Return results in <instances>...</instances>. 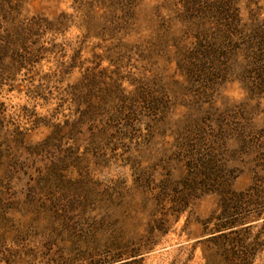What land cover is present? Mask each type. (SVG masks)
I'll list each match as a JSON object with an SVG mask.
<instances>
[{"label":"rangeland","instance_id":"obj_1","mask_svg":"<svg viewBox=\"0 0 264 264\" xmlns=\"http://www.w3.org/2000/svg\"><path fill=\"white\" fill-rule=\"evenodd\" d=\"M261 50L264 0H0V264H264Z\"/></svg>","mask_w":264,"mask_h":264},{"label":"trees","instance_id":"obj_2","mask_svg":"<svg viewBox=\"0 0 264 264\" xmlns=\"http://www.w3.org/2000/svg\"><path fill=\"white\" fill-rule=\"evenodd\" d=\"M222 8V7H221ZM234 17V16H233ZM233 20V19H232ZM226 21V20H225ZM262 52L264 50H261ZM264 53V52H263ZM201 172L199 173V175ZM246 199V196L240 195V194H234L232 193L230 198H228V193L227 195L222 198L220 204L225 207L223 208L224 212L222 213L224 217L226 218L229 213L230 209L229 206L230 204L234 205V211H238L241 208V205H245L244 200ZM243 203V204H242ZM263 202H258L257 204H252L251 202L245 205L251 207V209H258V208H263V205L261 204ZM236 205V207H235ZM226 209V210H225ZM244 211V210H243ZM226 215V216H225ZM238 225H235V223H222L220 225H216L215 228L209 233V237L204 239L203 244L206 245V252L204 253V261L205 264H218V259H215L214 254L218 252L222 253V261L223 264H233V261H238L239 264H247L250 258L248 256L244 255L241 252V249L243 248L242 245V240L236 238V228L237 226L244 225V222H238ZM240 245V250L237 252V249L234 250L233 246ZM236 251V252H235ZM208 252V253H207ZM235 255V257L232 259L231 255ZM208 254V256H207ZM238 255V256H237ZM233 262V263H232Z\"/></svg>","mask_w":264,"mask_h":264}]
</instances>
